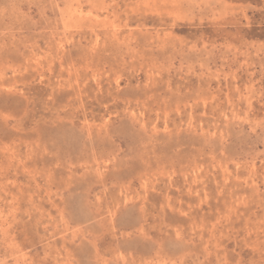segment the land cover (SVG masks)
Masks as SVG:
<instances>
[{"label": "rangeland", "instance_id": "obj_1", "mask_svg": "<svg viewBox=\"0 0 264 264\" xmlns=\"http://www.w3.org/2000/svg\"><path fill=\"white\" fill-rule=\"evenodd\" d=\"M0 264H264V0H0Z\"/></svg>", "mask_w": 264, "mask_h": 264}]
</instances>
